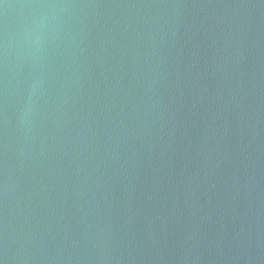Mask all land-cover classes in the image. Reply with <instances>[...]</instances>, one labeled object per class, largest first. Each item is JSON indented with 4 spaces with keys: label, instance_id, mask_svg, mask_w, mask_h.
Segmentation results:
<instances>
[{
    "label": "water",
    "instance_id": "water-1",
    "mask_svg": "<svg viewBox=\"0 0 264 264\" xmlns=\"http://www.w3.org/2000/svg\"><path fill=\"white\" fill-rule=\"evenodd\" d=\"M0 264H264V0H0Z\"/></svg>",
    "mask_w": 264,
    "mask_h": 264
}]
</instances>
